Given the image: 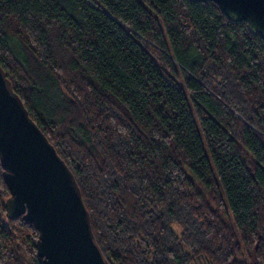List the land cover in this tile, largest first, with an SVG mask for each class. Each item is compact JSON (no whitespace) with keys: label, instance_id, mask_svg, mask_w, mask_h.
Listing matches in <instances>:
<instances>
[{"label":"trees","instance_id":"1","mask_svg":"<svg viewBox=\"0 0 264 264\" xmlns=\"http://www.w3.org/2000/svg\"><path fill=\"white\" fill-rule=\"evenodd\" d=\"M0 64L109 264H264V39L246 21L214 1L0 0ZM10 196L0 159V264H45Z\"/></svg>","mask_w":264,"mask_h":264},{"label":"water","instance_id":"2","mask_svg":"<svg viewBox=\"0 0 264 264\" xmlns=\"http://www.w3.org/2000/svg\"><path fill=\"white\" fill-rule=\"evenodd\" d=\"M194 1H214L231 20L246 21L264 39V0ZM0 159L11 193L8 213L34 223L45 264H109L73 171L30 116L1 64Z\"/></svg>","mask_w":264,"mask_h":264},{"label":"rangeland","instance_id":"3","mask_svg":"<svg viewBox=\"0 0 264 264\" xmlns=\"http://www.w3.org/2000/svg\"><path fill=\"white\" fill-rule=\"evenodd\" d=\"M178 78H179L180 80H182V79H183V77H179V76H178ZM195 264H196V263H195ZM197 264H200V263H197Z\"/></svg>","mask_w":264,"mask_h":264}]
</instances>
